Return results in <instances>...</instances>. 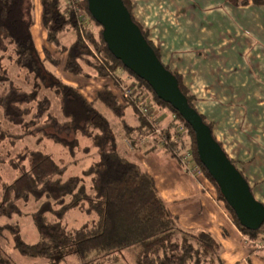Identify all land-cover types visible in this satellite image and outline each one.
Listing matches in <instances>:
<instances>
[{
  "label": "trees",
  "instance_id": "obj_1",
  "mask_svg": "<svg viewBox=\"0 0 264 264\" xmlns=\"http://www.w3.org/2000/svg\"><path fill=\"white\" fill-rule=\"evenodd\" d=\"M251 1L264 5V0ZM40 2L46 44L57 50L62 61L47 47L42 49V54L38 52L33 34L36 24L34 0H0V114L7 124L23 130V134L13 136L0 126V135L50 140L68 149L72 157L79 147V136L94 138L99 158L81 176L67 179H64L65 168L43 151L27 150L9 158V167L18 176L0 186V218L12 220L24 214L21 203H38L32 218L40 241L34 245L26 243L20 226L10 223L0 226V234L9 232L14 249L29 259L56 262L74 257L77 264H115L120 252L127 251L134 264H224L220 243L207 232L180 228L160 198L154 178L125 153H119L109 121L96 108V104H100L122 122L127 135L125 139H130L132 145V150L126 148L127 152L141 147V141L146 138L157 142L180 163L178 152L185 147L191 148L203 174L216 188L219 199L238 228L255 245L264 243V224L257 231L245 229L201 164L192 128L171 105L157 97L147 82L125 68L109 52L103 39V28L89 13L87 0ZM123 2L132 14L131 0ZM228 2L247 5L250 0ZM87 21H93L99 27L98 34L90 29ZM140 28L160 59L148 33ZM65 33L74 36L69 45L64 44ZM6 58L24 74L21 84L4 66ZM62 62L63 70L73 75L111 78L118 86H127L131 79L135 83L131 86L135 87L134 96L124 97L121 91L119 97L105 86L90 101L79 88L64 83L46 66L49 64L58 69ZM120 70L126 78L117 74ZM173 74L190 106L194 107L193 97L179 76ZM44 90L52 91L58 98L57 115L52 112L51 101L41 95ZM152 103L153 107L150 106ZM144 107L150 110L149 114L144 113ZM129 110L138 127L127 124ZM157 111L160 114L167 111L174 118L167 126H162L161 122L156 124ZM155 127L160 128V134L156 133ZM74 212L82 213L89 220L79 227H70L68 221ZM0 264H12L1 250Z\"/></svg>",
  "mask_w": 264,
  "mask_h": 264
},
{
  "label": "crops",
  "instance_id": "obj_2",
  "mask_svg": "<svg viewBox=\"0 0 264 264\" xmlns=\"http://www.w3.org/2000/svg\"><path fill=\"white\" fill-rule=\"evenodd\" d=\"M40 3L35 0L39 14ZM131 3L134 20L148 33L160 60L179 76L194 108L264 205V5L251 0L247 5L228 0ZM162 116L167 124L169 112ZM131 126L138 127L136 119ZM144 143L146 153L162 147L153 140ZM134 158L154 178L180 228L207 232L220 243L224 264H264V248L238 228L203 173L191 175L165 148L146 161Z\"/></svg>",
  "mask_w": 264,
  "mask_h": 264
},
{
  "label": "rangeland",
  "instance_id": "obj_3",
  "mask_svg": "<svg viewBox=\"0 0 264 264\" xmlns=\"http://www.w3.org/2000/svg\"><path fill=\"white\" fill-rule=\"evenodd\" d=\"M35 1V0H34ZM38 3L39 0H36ZM36 24L33 29V34L36 40L37 49L40 54L43 53V48H46L55 56L56 58L63 60V57L59 56L57 50L55 48H51L49 45L47 46L45 42L46 33L43 29L40 14L36 12ZM88 26L90 29L95 33L98 34L99 27L94 24L92 21H87ZM73 34L65 33L63 36L64 44L69 45L73 40ZM94 51V49L92 48ZM4 66H6L13 75V78L17 80L20 84L23 82L24 74L17 70L14 64L6 58L4 62ZM48 70L52 71L56 74L64 83L71 85L73 87H77L80 89L82 94L87 97L90 101H93L96 97L98 91L102 90L105 86L110 87L117 96L121 97V88L122 85H117L115 80L111 78H99L95 75L92 77H85L82 75H73L67 73L63 70V62L62 65L55 69L51 67L49 64H46ZM89 72V70H86ZM121 77L126 78V74L121 70L117 72ZM100 79V80H99ZM109 81L110 84L107 83ZM127 82L125 81V84ZM116 84V85H115ZM128 87L135 85L134 81L131 79L127 83ZM31 86V84H30ZM125 86V85H124ZM29 89V87H27ZM2 92H0L1 94ZM42 96L47 97L52 104V112L54 115H57L59 112V105H58V98L52 91L44 90L41 93ZM153 107V103L150 105ZM96 108L100 111V113L109 121L110 129L114 136V140L117 146V150L119 153L124 154L130 160L136 162L141 166L140 160L134 158V156H142L143 160L146 161L151 156H156L163 151L164 148L160 147L158 150L155 151H148L146 153V149L148 146H143L147 139L144 138L141 141V147L135 148L134 151L127 152L126 148L129 150L128 146L125 143V138L127 137L125 130L123 129V124L120 120L115 119L106 109H104L100 104H96ZM157 113L158 122H161L162 126H167L165 118L162 116V113ZM170 120H172V115L169 114ZM127 124L132 125L135 123V118L131 110L127 113ZM137 121V120H136ZM168 122V123H169ZM138 124V123H137ZM0 126L5 131H8L13 136L23 134V130L21 131L18 128H14L7 124L1 114H0ZM6 135V132H5ZM12 140V141H11ZM130 140V139H129ZM79 147L75 150V155L72 157L68 151V149L58 145L50 140H42L40 141L38 137H22V138H13V137H2L0 135V186L2 183H10L14 179L17 178L18 174L10 169L8 160L9 158L19 154L20 152H24L27 150H40L47 154L53 156V158L61 164L62 167L65 168L64 179L74 177V176H81L82 172L87 169L90 165H92L99 157H98V148L94 144V138H86L83 136L78 137ZM131 141V140H130ZM129 141V142H130ZM147 145V144H146ZM150 147V146H149ZM127 153H126V152ZM156 154V155H155ZM1 188V187H0ZM21 209L23 210L24 214L22 216H15L12 220H7L4 218H0V226L4 224L10 223L12 225H19L22 230V235L24 241L28 244L34 245L40 241V236L36 232L34 227L32 214L37 210L39 204L35 203L34 201H30L28 203H21ZM89 218L82 213L74 212L72 216L69 218L68 225L70 227H79L86 223ZM0 250L2 251L3 255L8 258L12 264H77L76 259L74 257L65 258L61 261H50L47 259H29L27 257H23L14 249V242L13 237L9 232H5L0 234ZM120 256V257H119ZM119 260L115 264H134L131 255L127 251L120 252Z\"/></svg>",
  "mask_w": 264,
  "mask_h": 264
},
{
  "label": "water",
  "instance_id": "obj_4",
  "mask_svg": "<svg viewBox=\"0 0 264 264\" xmlns=\"http://www.w3.org/2000/svg\"><path fill=\"white\" fill-rule=\"evenodd\" d=\"M87 3L92 18L103 28L109 52L147 82L157 97L171 105L192 128L199 160L240 224L250 231L259 230L264 224V205L256 200L250 184L214 138L202 115L190 106L178 79L158 58L123 0H87Z\"/></svg>",
  "mask_w": 264,
  "mask_h": 264
},
{
  "label": "built area",
  "instance_id": "obj_5",
  "mask_svg": "<svg viewBox=\"0 0 264 264\" xmlns=\"http://www.w3.org/2000/svg\"><path fill=\"white\" fill-rule=\"evenodd\" d=\"M80 17L83 18V15L81 14ZM134 86L133 87H128L127 86H122L121 91L124 97H133L134 96ZM144 113L149 114L150 110L147 109L146 107L143 108ZM174 117H172L173 119ZM156 124H159L158 121H155ZM156 128V133L160 134L161 130L158 127ZM178 130L180 133L183 132L182 127H178ZM126 145L128 146V148H130L132 150V145L129 142V140L125 141ZM193 151L191 148L189 147H185L183 148L181 151L178 152V156H179V161L181 163V165L183 166V168L190 173L193 176L196 175H200L202 174V169L201 166L196 162L195 157L193 155ZM257 248L261 249L264 248V243H258L257 245H255Z\"/></svg>",
  "mask_w": 264,
  "mask_h": 264
}]
</instances>
